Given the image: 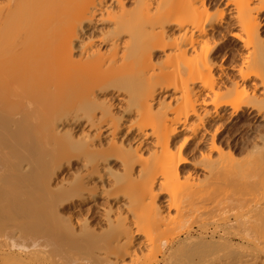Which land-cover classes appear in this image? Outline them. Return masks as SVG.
Wrapping results in <instances>:
<instances>
[{
    "label": "bare ground",
    "instance_id": "6f19581e",
    "mask_svg": "<svg viewBox=\"0 0 264 264\" xmlns=\"http://www.w3.org/2000/svg\"><path fill=\"white\" fill-rule=\"evenodd\" d=\"M213 2L214 0L213 1L212 0L211 1L209 0H135L133 3L134 4L133 9H129L127 7L128 5L126 0H5V2L0 3V126L4 128L5 123L15 124V125L26 124L33 128H36L38 132L41 134V136H43L42 134L47 135L49 137L51 136V139L53 138L54 143L57 142L61 144L60 140L62 138L59 139L58 137L57 139L56 138L57 136L53 134L54 129H56V125L58 121H60L59 117L64 119L67 118V120L65 119V121L68 122L70 121L71 123V121L73 120L75 121L77 119L79 120V118L82 117V115L79 117L80 114L84 113L83 114L84 116L85 113H87L91 117L90 118L92 124L91 127L97 129V134L94 133V136H96V138H93V135L91 136L90 133L88 135H90L91 138L93 139L87 136L90 139L82 138L84 142L81 141L80 143L79 141L78 144L75 143L78 139L75 141L73 140L74 137L72 139L70 137L68 138V140L70 139L72 140L70 146V143L68 142L69 143L68 144L66 142L67 137L65 136L66 138H64L62 136L63 139L65 140L64 142V140L62 139L63 144H61V147H63V150L62 148L59 149L60 145L59 147L57 146L56 149H58L59 152L64 151L63 152L64 155L69 154L71 152L68 149V145L72 148V145L74 143L77 144L79 149L76 147L75 144H74L75 146L73 145L74 148L76 147V149L78 150L85 149L84 151L86 153L83 154L86 157L85 159L83 158V160L85 161L82 162L84 164L86 163V171H88L91 174V177L93 176L92 174L95 175L96 173L100 174L101 172H104L106 175L109 174L110 177L112 178V175L113 174L115 175V170H113V166L110 161L113 159L116 161L121 160L119 161V163L120 162L122 163L123 171L125 172L124 174L123 172L122 173L120 172L122 175H124L122 176L121 180L128 181L129 183L125 182L124 185L126 186H123V184H121L122 188L119 186L118 183V187H120L118 189L121 190L124 187L127 188L129 187L128 190H130L132 188L131 189L132 192L129 191L127 192V194H124V195H129L128 196L129 198H127V201H129L128 202L129 205L125 204L126 205L125 208L127 207V209H129V213H131L130 214L131 217L133 215L134 219L133 218L132 219L134 220L133 221V224L135 226L134 230L135 228L137 229L136 231L137 234L135 232L133 233L134 230L131 227L133 224L131 222L129 224L126 223V221H124V219L130 217L129 213H126L129 215V217H127L128 215L126 216V214H124L123 216L124 217L126 216L125 218L122 217V215L120 216L122 218L118 217L117 220L115 218V220L119 222L118 224L115 221L116 225L118 224V226L114 224L115 230L113 229L114 226L112 222L111 224L107 223L108 225L113 227L110 228L109 226L108 228H110V230L115 231V234L118 233L115 236L113 231H112L113 233L109 231L111 234H113V236L111 235L109 236V238L105 237V239L107 238L106 241L110 242L108 244L110 246V247L108 246L109 252H107L106 250L107 245L106 247L104 245V247L106 248L104 250H106L107 252L105 253V255L107 254L106 255L107 257L115 256V262L114 260H109L108 258H106L109 261H111V263L113 261L115 264H119L120 260L124 261L125 260L124 257L126 258L128 257L130 261L128 263L126 262V264H139L140 260H142L140 257L141 255L132 252L134 251L133 249H131L132 251L130 250L132 245L135 243L136 238L134 235H138V236L143 235L145 240V236L146 235L149 236L148 235L149 232L147 233L145 231L146 229L147 230L149 229L151 231L150 234L151 236L157 230L161 231L164 228L167 230L169 226H170L169 228L172 229L174 226L171 227L170 224H172L173 222L172 217H174L175 213L174 215H172V217L170 215V217L172 218V220H170L171 218L168 219L165 217V215L169 216L170 212L168 214L165 213L163 217L164 214L163 211L167 208L168 211L173 209L176 200L179 197L181 198L183 197V199L180 198L182 202L183 200L187 202V208H186L187 210L185 211L184 210L185 208L183 206L181 207L183 208V210H181L179 206H181L182 202L180 200V205L176 204V206L179 207L180 211L181 212L183 211L184 214L181 212L179 214L178 213L179 209H177L178 216L176 215L177 218L174 219V222L175 220L179 222L185 220L187 223L184 221V223H186V224L183 223L184 225L182 223L181 224L179 223V225H175V224L173 225H175V228L177 226L181 228L180 225H183L187 227L188 229L187 231H189L190 227L194 223H196L198 219L202 217L198 215H200L205 210L206 212L204 213H207V209L211 205L212 207H210V210L211 208L216 209L215 211L218 213L219 211L221 212L223 210H226L223 209L221 205L224 204L223 206H225V204L228 202L230 204L228 203L229 207L226 205L227 210L228 208L231 207V205H232V209H235V206L236 208H239V206L243 204L241 202L245 197L244 196L242 198L241 195L243 196V194H246V198H248L247 196L251 195V197L249 196L248 199L256 201L257 196L255 197L256 195L255 193L257 192V190L259 189L260 191H264V187L263 188L261 187V189H263L261 190L259 188L260 185L258 188L257 186L253 185L256 188L254 189L255 191L251 190V192L253 191L252 193L255 194L253 195L255 198L252 197L251 192H249L250 194L247 195L248 193L246 191L250 190L253 186L252 187L245 186L243 181L244 180L246 181V179L241 175L244 172H246L243 175L248 176L250 170H246L248 168L246 169L243 168L244 172L242 171L243 172L242 173L240 170L242 169V167L241 168L236 167L237 168L236 173H234L235 170H233V168L231 169L234 176L236 174L237 179H239L237 176H240L239 182H237V179L233 177V175H231V171H230L228 176L233 177L232 180L234 184L230 182L232 180L229 177H228L229 179L224 178L223 180L224 184H219L222 182L217 183L220 186L223 185L222 187L224 188V185H226L225 180L227 179L226 182H230L231 185L227 183L228 188L227 187L224 188L225 190L222 198L221 197L220 198L216 197V199L213 198V200L215 199L214 202H212L211 205L208 206L206 205V203L208 202L210 203L212 199L209 201L210 198L208 199L206 194V199L203 200V198L200 195V192L202 194L204 191L205 194V190L200 189L201 190L200 191L199 189H197V187L202 188V186L205 185L206 188L207 187L209 188L210 185H213L215 187L216 186L215 182H217L216 179L222 181L223 178L222 179L215 178L214 180H212L214 182H211L210 179H213L215 177L214 173H213L214 177L211 178L210 176H208V179L206 178L207 180H205V182L200 181L201 179L197 182L193 178L198 183V186L197 184L195 185L194 184L195 181L189 177L188 179L189 182L190 179H192L194 183L191 180V183H193L191 185H195L196 188L190 186L188 182L189 185L187 184L186 186H190V188L189 187H188L189 189L186 188L187 191L183 190L184 194H182V196H179L176 200L173 197L174 193L172 195L171 191L165 190L166 188H162L161 184L163 182L158 181L159 178L160 180L164 179L167 181V179L172 176L173 177L177 176L179 178L180 166L189 164L188 160L183 157L185 153V149L188 146V144L191 143L190 141H193L200 136H201L200 140L197 144H199L200 146L202 144L208 145L207 151L205 150V152L203 151L200 153L201 154L200 157L204 158L202 162L206 164V160H207V164L209 162V164L215 165L213 167H215L216 169L219 167L217 169L219 170L220 167L223 166L225 157L227 156V154L225 153L226 150L228 149L227 150L228 155L233 157L235 153H233L232 150L234 148L231 147L232 145L230 146L229 144L226 143V141L223 140L221 135L222 133H220V128H219L221 126L219 127L214 126L215 128L213 129L212 127L208 128L207 124H209L211 120L215 121L218 118L227 116L228 112L230 111L228 110L229 108L233 109L230 115H232L234 111L237 112L238 110H240L243 106L249 107L251 104L254 106L256 105L257 107L256 106L255 107L257 108V110L258 109L262 110L263 108L264 99L261 101V99L257 97L258 95L257 94L255 95V92L253 93L251 91V87L254 88L253 90H256V88L262 86L263 93H261L262 97L260 96V98H264V43H263L264 37H262L263 35L261 34V30H262L261 28L264 26V19L261 18V15L263 17L264 14V0H223L222 2L219 0L218 1L219 4L217 3L219 6L217 5L218 7H216L217 10L215 9L216 10L215 13H212L213 9L211 10V6ZM223 5L225 9H228L227 12L229 11L231 15L230 16L231 20L235 21L234 23L233 22L232 23L238 29L237 32L234 31L232 33L231 35L232 40H234V42H238L241 45V47L247 52L245 53V55L243 54L244 56L242 55L241 64L239 63L238 65V63H236L237 64L236 65L235 63L234 64L232 63L233 64L232 70L237 73L238 78L236 79L238 80L232 81L233 84L232 88H229L230 90L229 89L228 90L229 92L233 90L239 93V98L232 103L221 100V98H223L222 91L227 90V88L225 87L226 89L222 90L223 88L220 86L222 85V83L220 82L221 84H219L218 80L216 79V73H215V69L219 65L217 64L218 62L216 61L218 58L217 55L218 54L220 55V52L223 51L222 48L223 46L221 47V45H219L220 41L217 42L218 43L217 44L216 41H214L215 39L213 40L209 37L211 32H214L215 27L217 25H221V23L224 22V18L226 16L225 14H228L227 12H225L226 11L225 9H221ZM98 24L102 26L106 24V26L98 27ZM224 24H222L223 27ZM159 52L163 53L164 55L163 59H156L157 57L156 53ZM249 81L250 82L252 81L250 85V91L254 95L252 93H251L252 95L249 94V86H247V83ZM222 86L224 87L227 85L223 84ZM229 87H231V84ZM114 88L115 90H118L117 93L120 96V101L124 102L126 105L124 107L122 105L123 107L122 110H124L122 112L124 113L122 117H121L122 113H119L120 116H118L115 115V113L113 114V112L111 111V108L113 107L112 105L109 104H111L113 101L109 103L107 106L106 102L110 98H108L106 101L105 100L106 98L103 94L102 95L104 96V99H102V97L100 96L101 94L100 95L97 94L100 92L101 93L107 92L110 89H114ZM158 94L160 95L162 94V97L159 101L157 100ZM257 101L259 103L261 101L262 106L260 104L259 105L256 104ZM259 106L262 108H259ZM252 109L255 108L252 107ZM124 118L126 119V121L122 125V120ZM122 127L125 128L123 129ZM70 129H72V127ZM103 130L106 132L108 136H111L112 142H109L111 141L109 140L110 137H107L109 140L108 142L110 144L108 142L106 143L109 144V147H107L108 146L107 145L105 148L103 146L104 144L103 143L101 144V146H103L104 148L100 147L102 149H99L100 145L97 144L98 147H95L96 146L95 141L96 139H98L97 142L98 141L100 142L101 138H103V136L105 135V133L103 134ZM183 132H189L191 134L190 137L188 138L184 137L183 140L179 139L180 136L183 134ZM36 136H38L41 140L39 134H37ZM59 136L61 137V135ZM42 139L44 140L45 138L42 137ZM146 142H148V144L152 146V149H148V147H146ZM64 143L67 144L66 147H64L65 146ZM51 145L54 146V148L56 147V144H51L50 142V146ZM257 147H253V148H257ZM146 148L148 149V151ZM66 149L68 150V153ZM55 151L57 152V150ZM262 151L263 150L261 149V152ZM257 153H260V151ZM263 153L264 151L258 154V156L259 155L264 156L261 155ZM215 154H216V158L214 160ZM256 156L254 157V159L256 158ZM260 156L259 158L261 160L262 157ZM158 158L160 159V161H158ZM259 158L253 160L256 162L257 159L259 161ZM248 160H246L247 163L244 164L243 166L254 162V161H250L251 163H248ZM199 162L200 160L197 163ZM209 164L207 166L204 165L206 170L207 168H209L210 170V168L212 167V166L209 167L210 166ZM219 164L222 165L220 166ZM201 165L203 164L201 163ZM137 166L140 167V170L138 169V171L136 168ZM213 167L212 169L214 170L215 168ZM116 171L117 174L118 170ZM219 171L221 172V170ZM135 172L138 173V175L140 174L139 176L136 174L139 177L138 179L137 178L135 179L136 177ZM238 172L241 173H239L238 175ZM104 173H101L103 174L102 177H100L101 175L97 174V177L98 176L100 177V178L98 177V179L104 181V176H106L104 175ZM226 173L228 172L226 171ZM113 179H115V176ZM208 180L211 182L210 185ZM234 180L237 183H235ZM240 180L243 181L240 182ZM157 181L161 182L158 191L155 188ZM83 182L81 181V183ZM200 182L202 183V186ZM74 183L73 185L75 187L76 184ZM113 183H115V181ZM127 183L129 184V186ZM247 184L250 185L249 183ZM94 186L95 185H93V187ZM78 187L81 190L80 186H77V188ZM205 187L204 189H206ZM127 188L124 189H126L127 191ZM211 188L213 187L210 186V189ZM243 188L244 190L246 189L247 190L246 191L241 190V192L243 193L241 194L239 190ZM116 189L117 188H114L113 191ZM86 191H84L83 189V192ZM113 191H111V193ZM103 192H101V194ZM107 192L109 193L108 190ZM238 192L241 194L240 198ZM96 193L97 192L93 194ZM119 193H121V191L118 192V194ZM263 193L259 192L258 194L263 195ZM105 194L107 193L105 192L104 195ZM118 194H116V196ZM163 194L166 195V199L164 198L165 205L162 202L163 206L161 205L162 206L161 207L158 206L160 205L159 203L157 205V201H159L158 200L159 196ZM92 196L95 195H91V197ZM203 196L205 198V195ZM107 197L110 198V196ZM125 197L127 196H124V198ZM258 197H257L258 200H262V198L264 199V197H262L261 195L259 197L260 199ZM246 200L244 199L243 202ZM249 200L247 201L250 202ZM0 201H1L0 202V206H1L3 202L2 200ZM24 203L22 202L21 204L23 205ZM233 203L237 205L239 204V206L237 205L234 206ZM248 204L250 206V203ZM243 205L242 206L245 207L247 205V202ZM175 208L173 210H176ZM0 210L2 209L0 208ZM210 210H208V212ZM104 211L106 213V211L108 210L104 209ZM112 212H110V214H112ZM105 215L106 214H104V216L102 217H105ZM260 216L261 219L262 215ZM185 218L187 219L190 218L189 220H191V222H193V220H195V222H193L192 224L191 222H188L189 220L187 221ZM121 219L122 221H120ZM109 220H110V216H109ZM261 220L264 221V216L263 219ZM199 221L202 220L200 219ZM177 223L178 222H176V224ZM189 223L192 225H190ZM240 223H242V221ZM238 225L241 226L242 224L238 223ZM258 225H255L257 228L256 230H258L257 227ZM251 226L253 225H250L249 228H251ZM259 227H260L259 229L262 228V235H260V240L258 238L259 236L258 235L256 237L258 239L254 238L256 242L259 240L257 246L255 248L249 247L251 249L256 250L258 254H252L254 252L253 251L251 252V249H249L250 250L249 253L248 252L244 253L241 251L242 253L239 254L241 258L240 257H239L240 259L236 258L237 261H235L237 264H260L259 256L262 255L264 256V225L261 224V226ZM152 229H154L155 231L154 230L152 231ZM183 229L184 227H182V230ZM218 229L220 230V228ZM177 230L178 229L176 228V232ZM180 231L178 233H181ZM250 231L252 234L251 229ZM10 232L8 234L11 237ZM109 232L108 234H110ZM163 232L164 230L162 231V235L161 233H159V236L157 235L158 232H156V235L159 238L161 235L162 237L160 239H162L164 237H167L165 236V234L169 236H171L172 234V233L167 234L166 233L167 231L165 232V234H163ZM2 233L7 237V234H5L4 232ZM64 233L67 234V230H65ZM249 233L250 232L248 231L247 233L248 236ZM108 234L105 232L103 235L107 236ZM240 234L243 233H239V236ZM154 235L152 237H155ZM0 236H1V232H0ZM3 236L0 237V240L3 239L2 238ZM248 236L245 235L244 237L246 238ZM113 237L117 239H114ZM111 238H113V240L115 241L114 243L115 245L112 243L113 241L110 240ZM147 238H148L147 242H149L151 237L150 238L147 237ZM156 239L158 238H155L153 242L156 243L157 241ZM160 239L158 240L160 241ZM188 240L186 246H188V243L190 242V241L188 242ZM199 240L201 241V239ZM6 242L8 244V240H6ZM142 242H140L141 245L143 244ZM5 243L3 241V245L0 244V246L4 247V249H7L5 248V246H7ZM111 243L113 245H111ZM151 243L152 242H150L149 244ZM155 243H154L155 246L154 248L156 249L155 251L159 250L161 252L162 251L161 248L160 249L156 248L161 245L160 244L161 242L156 245ZM173 243L175 245V242ZM201 243L203 244V242ZM12 246H14V244ZM160 247H162V245ZM177 247L176 248L173 247L175 253L177 250L179 251ZM182 247L183 246L181 243L180 249ZM145 248L147 250L144 249L143 252H141V254L143 253L142 257L145 256L143 258L146 259L151 251L148 252L147 257L146 254L144 255V253L151 249H148V246H146ZM188 248L189 246L187 247V249ZM197 248H199L198 245ZM98 249L101 250L100 248ZM139 249L140 251H142L141 248ZM184 249L187 250L186 247ZM184 249L182 248V250ZM104 250L101 251L103 252ZM140 251H137V253ZM151 253L153 255L154 254L156 255L157 253L160 254L159 252L154 253V251ZM171 253L169 255H171ZM185 253L186 252H184L183 256L181 255L182 257L181 256L178 257L177 254L176 255L173 254V256L175 255V257L177 256L178 258L181 257L183 261V257L184 259L186 258ZM243 253L245 255L247 254L250 255L245 256ZM204 254H206V252ZM153 255L151 256L150 254L152 258ZM199 255H198V259L199 258L202 259L201 257H199ZM13 256H15V254H13ZM24 256L26 255L24 254ZM44 256H46V254ZM162 256L166 257L167 254L166 256L165 254ZM15 257L17 258V256ZM50 257L51 256H49L48 258L47 256L48 259H50ZM155 257L156 256H154L153 260H155ZM177 257H176L177 260H175L173 257H172L173 259L171 258L170 260L171 261L173 260V262L177 261L176 263L178 264V260L180 259H178ZM103 258L101 260L102 262H103ZM203 258H205V256H203ZM0 259L2 261L3 257L0 256ZM10 259L11 258H9V260ZM18 259L17 260L19 263V261L22 259H20V257ZM60 259H62V257ZM148 259L150 258L148 257L147 260ZM9 260L7 259V261ZM37 260H41L40 256L38 257ZM153 260H151V262ZM170 260H168L169 264H170ZM204 260H201L202 263ZM210 260L211 259H209V261ZM3 261L6 264H12L11 263L12 259L11 262L9 263L7 261L5 262V260ZM44 261L46 262V259ZM74 261L73 259H71V263ZM182 261L180 263H183L185 260L183 262ZM206 261L207 260H205L204 262ZM35 262L33 261L31 263L34 264ZM38 262L41 263V261ZM49 262L50 260L47 263L48 264L52 263ZM105 262H107V260L104 261V264H106ZM4 263L0 262V264H4ZM60 263H62L61 260ZM65 263L69 264V262L67 263V261H65ZM142 263L144 264V261ZM19 264H21V261ZM123 264H125V261L123 262ZM148 264H152V263H148ZM171 264L173 263L171 262Z\"/></svg>",
    "mask_w": 264,
    "mask_h": 264
},
{
    "label": "rangeland",
    "instance_id": "374dc122",
    "mask_svg": "<svg viewBox=\"0 0 264 264\" xmlns=\"http://www.w3.org/2000/svg\"><path fill=\"white\" fill-rule=\"evenodd\" d=\"M126 1H127V5H128L127 7L129 9H133V6H134L133 3L135 0H126ZM209 1H211V0H209ZM215 1H216V3H215ZM218 1L219 0H214L213 3L215 5V7L212 3L211 10L212 9L214 10V11L212 10V13L216 12V10H217L216 7L219 6ZM220 1L222 2L223 0H220ZM2 2H5V0H0V3H2ZM221 9H225L224 5L221 7ZM225 10H226L225 12H227L228 9H225ZM227 13L228 14H225L227 17L225 16L224 22L221 23V25L224 23L226 25L224 24V27H223V25H222V27H221V25H217L215 27L216 31L214 30V32H211L209 37L213 40L215 39L214 41H216V43L220 41L219 45H221V47L223 46L222 47L223 51L220 52V55L219 54L217 55L218 58L216 61L218 62L217 64H219V65L215 69V73H216V79L218 80L219 84L222 83V85L223 84L227 85L224 87L222 85H220L223 88L222 90L227 88V90L222 91V97L223 98H221V100L222 101L223 100L228 101V102L232 103V102H235L239 98V93L237 91L232 90L231 92H229V90H230L229 88H232V85H233L232 81L238 80V79H236V78H238V75L236 72H234L232 70V65L234 63L235 64L238 63V65H239V63L241 64L242 55L243 54L245 55V53H247V52H246V50H244L241 47V45L238 42H234V40H232V37H231L232 33L234 31L237 32L238 29L233 24L235 21L231 20V17H230L231 15H230L229 11ZM261 18L264 19V14H263V17L261 15ZM229 23H231V24H229ZM103 26H106V24H104ZM103 26L98 24V27H103ZM227 26H229V27H227ZM261 29H262L261 34L263 35L262 37H264V26ZM263 43H264V38H263ZM156 55H157L156 59H163L164 58V55L162 52L156 53ZM232 59H235V60H232ZM220 65H222V66H220ZM222 71H224V72H222ZM234 75H236V76H234ZM227 78H229V79H227ZM233 78H234V80H233ZM255 81H257V80H255ZM249 82L247 83V86H249V94L252 95L255 92V95L257 94L258 95L257 97L259 99H261V101H262L264 98H260V96L262 97L261 93H263V87L260 86V87L256 88V90H253L254 88L251 87V91L253 92L252 93L250 91V85H251L252 81L250 83ZM230 84H231V87H229ZM117 91L118 90H115V88H114V89H110L107 92H103V93L100 92L97 94H99V95L101 94L100 96L102 97V99H104V96H105L106 101L108 98H110L106 102L107 106L109 103H111L113 101L111 104H109V105H112V107H113V108H111V111L113 112V114L115 113V115L120 116L119 113H122L124 111L122 109L126 105L124 102L120 101V96L117 93ZM161 97H162V94L161 95L158 94L157 100L159 101L161 99ZM261 101H260V103L257 101L258 103L256 102V104L261 105V103H262ZM116 104H118V105H116ZM122 105H123V107H122ZM255 106L252 104L249 107L243 106L237 112L234 111L233 112L234 114L232 113L233 116L230 115L233 109L229 108L228 110H230L229 111L230 113L228 112V115H230V116L227 115L225 117L218 118L215 121L211 120L209 122V124H207L208 128L212 127L213 129L215 128L214 126H217V127L221 126L219 128H220V133H222L221 135H222L223 140L226 141V143L229 144L230 146L232 145L231 147L234 148L232 150V152L235 153L233 157L228 155V152H227L228 149L226 150L225 153L227 154L228 157L227 156L225 157L224 164L222 162L223 166H221L222 164L221 165L219 164L221 166L219 169V170H221V172L219 170H217L219 168L218 167L219 165L217 166L218 168L216 169L215 167H213L215 165H211V164H209V162H208V164L210 165L209 167L212 166L216 170L215 169L213 170L212 167L210 168V170H209V168H207V170L205 169L204 165L205 166L208 165L207 160H206V164H204V162H202L204 160V158L200 157V155H201L200 153L203 151L205 152V150L207 151L208 145L202 144L200 146L199 144H197L200 140V137H201L200 136V137L196 138L195 140L190 141L191 143L189 142L190 144H188V146L186 147L183 157L188 160L189 164L180 166L179 178L177 176H175V177L172 176V177H170L171 179L168 178L167 181L164 179L160 180V178H159L158 181H161L164 184L162 183L163 184V186H162L161 182L157 181V184L155 186L157 191L159 190V187L161 184V187L166 188L165 190L171 191L172 195L174 193L173 197L176 200L179 196H182V194H184V191L185 190L187 191V189H189L190 186L195 187L196 184L198 186L197 182L200 179H201L200 181L205 182V180L208 179V176L213 178L214 177L213 173H214L215 177L213 179H210V177H209L210 181L214 182L212 180H214L215 178H219V179L223 178L222 181L216 179L217 182H215L216 186L214 187L213 185H210L211 182L208 180L209 185L213 187L211 189H210V186H209V188L208 187L206 188L205 187L206 185L202 186V183L200 182L202 188L197 187V189L205 190V194H204V191L202 194L200 192V195L203 198V200L206 199V194H207L208 199L210 198L209 201L211 199L213 200V198L216 199V197L222 198V196L224 195V190H225L224 188H226V187L228 188V186H227L228 184L229 185H231V183L234 184L232 178L233 177L236 178V174L234 176L231 169L233 168V170H235L234 173H236L237 172L236 167H238V168L242 167V169H240L241 172L242 171L244 172L243 168H245V169L248 168L246 170H250L249 173L247 172L248 173V176L246 175L247 178H246V176L243 175L246 172H244V173L242 172L243 174L241 175V176L245 177L247 182L244 179H243L244 181L240 180V182L243 181L246 187H248V186L252 187L253 185H255L258 188L260 185L259 188L260 189H261V187L263 188L264 187V156L259 155L260 157H262V159L260 160L258 154H260L264 151V109H263L264 103H263V108L259 106V108H262V110L260 109L261 111L259 109L257 110V108H256L257 106L256 107ZM252 107H254L255 109H252ZM83 114L79 115V117L81 115H82V117H80V118L77 117V118H79L80 121L77 119L78 121L73 120V121H71V123H70V121L69 122L65 121V119L67 120V118L64 119V118L59 117L60 121H58V123L56 125V129H54V132H53V134H55V136H57L56 138L58 139V137H59V139H61V138L63 139V137L64 138L67 137L66 142L67 143L69 142L70 146H71V141H72L71 139L73 137H74L73 140H75V141L78 139L75 143H78L79 141H80V143H81V141L84 142V140L82 138L90 139L92 135H93V138H96V136H94V133L97 134V129L91 127L92 126L91 119H90L91 117L87 113H85L84 116H83ZM123 114L124 113H122L121 117L123 116ZM230 117H231V119H230ZM125 121H126V119L124 118L122 120V125H123V123H125ZM80 126H82V127H80ZM71 127H72V129H70ZM81 129H83V130H81ZM82 131H84V132H82ZM104 133H105V135L103 136V138H101L100 142L99 141L97 142L98 139H96V141H95V144H96L95 147H98V145H100L99 149H102L104 147L106 148L107 145H108L107 147H109V144H110L109 142H112L111 136H108L106 134V132L103 130V134ZM37 134H39L42 141L40 140V138L38 136H36ZM62 134H64V135H62ZM88 134H90L91 136ZM42 135L43 136H41V134L38 132V130L36 128H33V127L26 125V124L15 125V124H6L5 123L4 128H2L0 126V200H2V202L4 203V204L2 203V205L0 206V208L2 209V210H0V225H1L0 232H1V236L4 235L2 232L7 234V237L5 235H4L5 237L4 236L2 237L4 240L1 239L2 241L0 240V244L3 245V241L5 243L6 240H8V244H9V246H8L7 242L5 243L7 245V246H5V248H7V249H4V247L0 246V248L2 247L1 248L2 250L0 249V256L3 257L2 261L0 259V262L4 263L3 260H5V262H6L7 259L9 260V258H11L12 262L10 259L9 261H7L8 263L11 262L12 264L13 263L19 264L21 261V264L22 263L25 264V262H26V264H33L31 262H33V261L35 262L38 259V257L40 256L41 260H37L34 264H36V263L37 264H45V263L48 264L47 262L49 260H50V262H52L51 264H56V262H57V264H59L60 260L62 262L60 264H64L65 261H67V263L69 262V264H78V263L79 264H99V263L104 264L105 260H107V262H105L106 264L107 263L113 264L115 262V256L114 257H112V256L107 257L106 256L107 254L105 255V253L109 252L108 248L110 247L108 245L110 242L109 241L107 242L106 241L107 238L105 239V237L109 238V236H111V235L113 236V234H111L109 232V231H111V232L113 231V230H110V228H113V227H111L108 224H111V222H112L113 226H114V224L116 225L115 221L118 219V217H120L121 215H122V217H124L123 216L124 214L129 213V209H127V207L125 208V206H126L125 204L129 205V203H128L129 201H127V198H129L128 197L129 195H124V194H127V192L131 191V189H132L131 188L130 190H128L129 187L128 188L124 187V188H127V191L124 188L121 190L118 189L120 187L122 188L121 184H123V186H126L124 184H125V182H128V181L121 180L122 176H124L121 173L122 172H123V174L125 173L123 171L122 163L121 162L119 163V161H121V160L118 159L119 161H116L113 159L110 161L112 163L113 170H115V175L111 174L112 175V178H111L109 174L106 175L104 172H101V173H104V175H106V176H104V181H102L101 179H98V177H99V176L97 177L98 173L95 174L96 176L94 174H92L93 176L91 177V174L88 171H86V163L85 164L83 163L85 161V160H83V158L85 159V157H86L84 155L86 153L84 151L85 149L78 150L79 148H78L77 144H75L73 142L78 149H76V147L75 148L73 147L74 144L72 145V148L68 145V149L71 152L69 154L64 155V153H63L64 151L59 152L58 149H56L57 146L59 147V145H60L59 149L62 148V150H63V147H61V144H63L62 142L64 139L63 140L61 139L60 140L61 144H59L57 142L54 143L53 138L51 139V136L49 137V136L44 135V134H42ZM59 135H61V137ZM81 135H84V136H81ZM190 135L191 134L189 132H183V134L180 136L179 139L183 140L184 137L188 138V137H190ZM87 136H89L90 138ZM37 137H38V139H37ZM42 137L45 139L43 140ZM70 137H71V139L68 140V138H70ZM107 137H110L109 140H111V141H109ZM93 138H91V139H93ZM60 141H58V142H60ZM101 141H102V143H101ZM228 141H229V143H228ZM50 142H51V144H56V147L54 148V146H52V145L50 146ZM64 142H65V140H64ZM106 142H108L109 144H107ZM101 144H103L104 147L101 146ZM66 145L67 144H65L64 147H66ZM100 147H102V148H100ZM146 147H148V149H152V146H150V144H148V142H146ZM253 147H257V148H253ZM148 149H147V151H148ZM257 149H258V151H257ZM261 149L263 150L262 152H261ZM55 150H57V152H59V153H57ZM259 151H260V153H257ZM144 152H146V151H144ZM67 153H68V150H67ZM146 155H147V153H146ZM261 155H264V153ZM214 156H215L214 157V160H215L216 154ZM229 156H230V158H229ZM255 156H256V158H259V161L257 159L258 163H257V161L256 162L254 161V160H256V158L254 159ZM201 158H203V159H201ZM199 160H200V162H199L200 166H199V163H197ZM246 160H248V163H251L250 161H254V162H252L251 164L243 166L244 164L247 163ZM115 161H116V163H115ZM156 161H157V159H156ZM158 161H160L159 158H158ZM201 163L203 165H201ZM82 167L83 168L85 167V168L83 169ZM114 167L117 169H115ZM136 168H137V171H138V169L140 170L139 166H137ZM80 170H81V172H80ZM116 170H118L117 174H116V172H117ZM208 171H210V172H208ZM211 171H212V173H211ZM222 171H223V173H222ZM226 171L228 173H226ZM230 171H231V175H233V177L228 176ZM86 172H88V173H86ZM241 172H238V175ZM101 173L98 174V175H101L100 177L103 176V174H101ZM113 173H114V171H113ZM118 174H120V175H118ZM136 174L138 175V173L135 172V175ZM137 175H136L135 179L136 178L138 179L139 178L138 176L140 174L138 176ZM84 176H85V178H84ZM114 176H115V179H113ZM116 176H117V178H116ZM220 176H222V177H220ZM88 177H90V178H88ZM189 177L192 179L194 178L197 182L194 179L193 180L195 181V183L193 182L192 179H190V182H189V180H188ZM228 177L232 181L228 180L231 183L226 182L227 181V179H226L225 180L226 185H224V188L222 187L223 185L220 186L217 184L219 182H222L219 184H224V181H223L224 178H228ZM237 177L240 179V176H237ZM123 179H125V178H123ZM133 179H134V177H133ZM239 179H237V182H239ZM191 180L195 185H191V184H193V183H191ZM235 180H234V182H235ZM81 181L82 182L84 181V182L81 183ZM114 181H115V183H113ZM111 182L113 185L111 184ZM165 182H166V184H165ZM188 182H189L190 186H186L188 184ZM237 182H235V183H237ZM73 183L76 184L75 187H74ZM102 183L104 184V186ZM118 183H119L120 187H118ZM200 183H199V186H200ZM247 183H249L250 185H248ZM93 185H95V186L93 187ZM110 185H111V187L112 186H114V187H112V189H111ZM77 186H80L81 190L79 189V187L77 188ZM128 186H129V184H128ZM255 186H253L252 188L249 187V188H251L250 190H247L245 188L247 191L244 190V188L240 189L239 191L241 192V190H244L248 193L247 195H249L250 194L249 192H251V190L255 191L254 190L256 188ZM97 187L99 188V190ZM204 187L206 189H204ZM73 188H74V190H73ZM75 188H77V189H75ZM114 188H117V189L113 191ZM83 189H84V191H86V190L87 191L83 192ZM92 189H93V191H92ZM109 189L113 192L111 193V191ZM197 189H195V190H197ZM104 190H106V191H104ZM107 190L109 191V193L107 192ZM261 190H263V189H261ZM74 191H76V192H74ZM91 191H92V193H91ZM94 191L97 193L93 194V193H95ZM117 191L118 192L121 191V193L118 194ZM101 192H103V193L101 194ZM105 192L107 194L104 195ZM180 192H183V193H180ZM252 192H251L252 197H254L253 195H255V194H256L255 197L256 196L260 197V195L262 197H264L263 196L264 191H260L259 189L257 190L258 193L259 192L263 193V195L262 194L259 195L257 192L254 194ZM113 193H114V195H113ZM115 193L118 195L116 196ZM177 193H178V195H177ZM241 194H243V193L241 192ZM241 194L240 193L238 194L239 198H240ZM12 195L13 196L16 195V196L13 197ZM91 195H95V196L91 197ZM164 195L165 194L159 196V198L161 200L158 198L159 201H157V205H158V203L160 204L158 206H161V205L163 206V204L165 205L164 198L166 199V195L165 196ZM203 195H205V198ZM107 196H110V198ZM113 196H114V198H113ZM124 196H127V197L124 198ZM249 196L251 197V195H249ZM249 196H247V197L249 198ZM21 197L23 198L24 201L22 200ZM241 197L242 198L244 197L245 200L246 199L249 200L248 198H246V194H243V196L241 195ZM257 197H256V201L255 200H249L250 202H248L247 200L243 202V200H244L243 199L241 203L245 204L247 202V205L245 207H243L244 206L243 204H242L243 206L240 205L242 208L239 206V204L237 205V204L233 203L234 206L237 205V206H239V208H236V206H235V209H232V205H231V207H230L231 210H230V208H228V210H227L226 205L228 206L229 202L226 203L225 206H223L224 205L223 204V205H221V207L223 209H226V210H223L222 208L221 209L223 211L220 212L218 210L219 213H221V214L216 212L215 211L216 209L211 208L212 211L210 210V207H212L211 203L214 202L215 199L213 201L211 200L210 203L208 201H205V202L209 203V204L206 203L207 206L208 205H211V206L207 209V213H204V212H206V210L204 212H202L201 214L199 213L200 215H198V216H200V217L202 216L200 218L202 221H199L200 219H198V216H197L198 221L196 219L197 222L193 224V222H195V220H193V222H191V220H189L190 218L189 219L185 218L187 221L189 220L188 222H191L193 224L192 225L189 223L190 225H192L191 226L192 228L190 227V229H189L190 232L187 231L188 230L187 227L183 226L184 224L187 223L185 220H182L181 222L175 220V222H174V219L177 218L178 213L180 214V212H181L180 208L182 206L185 208L184 209L185 211L187 210L186 209L187 208V202L185 200H183V202L185 201L184 202L185 204H184L181 200V199H183V197L182 198L179 197L176 200V203L174 205V208L176 207L175 208L176 210H173L174 209L173 208V209L168 211V208L165 210L163 208V210H164L163 211V213H164L163 217H164L165 213L168 214L170 212L169 216L165 215L166 218L170 219L172 217V215H174V213H175L174 217H172L173 220H172V218L170 219L174 222V223L172 222V224H170L171 227L174 226L172 228L173 232H172V229L169 228L170 226L167 228V230L165 228L162 229L161 231H158L157 229H156L157 231H155L154 229H152V231L153 230L155 231V233H154L155 235L153 234L155 237H152L153 235L152 236L150 235L151 231L149 229L148 230L146 229L145 231L147 233L149 232L148 233L149 236H147V235L146 236L149 238L151 237V239L153 238L152 241L150 239L149 242H147L148 238L146 236H145V240H144L143 235H139V236L134 235L136 238L135 243L133 242L134 243L132 245L133 248L130 246L131 247L130 250L133 249L134 251L131 250L132 252L141 255L140 257L142 260H140L139 264H143L142 263L143 261H144V264H146V263L147 264L148 263L169 264L168 260H170L172 257L175 260H177L176 259L177 256L175 257V255L177 254L178 257L181 255L183 256L184 252H186L185 257L187 259L186 258L184 259V257H183V261L185 260L183 262L182 258H181L182 256L180 258L177 257L178 259H180L183 262V263H180L181 261L178 260V264H187V263L188 264H203V263L204 264H210V263L211 264H237L235 261H237V259L241 258L239 254L242 252H244V253L248 252L249 253V251H250L249 249H251L252 247L255 248L257 246L258 241L260 240V235H262V228L259 229L260 228L259 226H261V224L264 225V223H263L264 221L261 220V219H263V216H264L263 215L264 214V199L261 197L262 200H258ZM7 199L10 201H8ZM13 200H16V201H13ZM180 200L182 203H181V206H179L180 207L179 208L176 206V204L180 205ZM20 201H21V203L22 202L23 203L25 202V203L22 205L20 203ZM16 202H17V204H16ZM108 202H109V204H108ZM162 202H163V204H162ZM253 202H254V204L255 203L256 204L254 205ZM248 203H250V206ZM107 205L111 208H109ZM112 205H113V207H112ZM165 207H167V206H165ZM219 207H218V209H219ZM128 208H129V206H128ZM104 209L108 210L109 214H108V211H106V213H105ZM177 209H179L178 213H177ZM118 210H120V211H118ZM181 210H183V208H181ZM208 210H210L211 212L210 211L208 212ZM213 211L216 213H214ZM110 212H112V214H110ZM172 212H173V214H172ZM103 213L106 214L105 217H102V216H104ZM181 213L184 214L183 211ZM130 214L131 213H129V215ZM127 215L128 214H126V216ZM129 215L127 217H129ZM170 215H171V217H170ZM260 215H262L261 219H260V217H261ZM109 216H110V220H109ZM122 217H120V218H122ZM104 218L106 221L104 220ZM115 218H116V220H115ZM130 218L132 219L133 215H132V217L130 215V217L126 218L127 220L124 219V221H126V223L130 224V222H131L133 224L134 218L132 219V221ZM128 219H129V221H128ZM168 219H166V220H168ZM108 220H109V222H108ZM120 221H122V219ZM184 221L186 223H184ZM241 221H242V223H240ZM254 221H255V223H254ZM176 222H178V223L176 224ZM117 223L119 224V222H117ZM120 223H122V222H120ZM179 223L180 224L184 223V224L180 225L181 228L179 226H177L176 228L178 230L176 232L175 225H179ZM215 223H217V224H215ZM238 223L242 224V225L239 226ZM243 223H244L245 227H244ZM118 224L116 226H118ZM173 224H175V225H173ZM254 224L255 225L259 224L257 226L258 230H256L257 228ZM188 225H186V226H188ZM248 225L249 226L253 225V226H251V228H249ZM109 226H110V228H108ZM231 226L233 228L236 227L237 229L234 228L235 229L234 230ZM131 227L134 230V227H135L134 224ZM182 227H184L183 230H182ZM218 228H220V230ZM56 229H58V230H56ZM113 229L115 230V226ZM169 229H170V232H169ZM174 229H175V231H174ZM243 229L247 233H248V231L250 232L249 236L246 232L243 231ZM246 229H248V230H246ZM250 229L252 230V234H251ZM253 229H254V231H253ZM5 230L6 231L9 230V231L6 232ZM61 230H63V231H61ZM65 230H67V234L64 233ZM107 230L110 234H108ZM163 230H164L163 234H165L166 231H167L166 232L167 234H171V233L172 234H171V236L165 234V236H167V237H164V235H163L164 238H162L163 239L162 240L160 238L162 237L161 235H162ZM136 231H137V229L135 228L133 233L134 232L136 233ZM179 231L181 233H178ZM236 231H237V233H236ZM9 232L11 233V237L8 234ZM105 232L108 234L107 236L103 235ZM113 232H114L115 236H116V234H118V233L115 234V231H113ZM156 232H158L157 233L158 236H159V233H161L160 238L156 235ZM226 232H227V234H226ZM254 232L256 233V235ZM239 233H243V234H240V236H239ZM244 234L248 237L245 238ZM257 236H258L259 240L256 242V240H254V238L258 239V238H256ZM113 238H111L110 240H112L113 241L112 243L114 244L115 241L113 240ZM155 238L160 239V241L158 239H156L157 240L156 243L153 242L155 240ZM248 238H249V240H248ZM114 239H117V238H114ZM188 239H191V240H188ZM199 239H201V241ZM172 240H174V241H172ZM187 240H188V242L193 241V242H191V244H190V242L188 243V246H189L188 249H187L188 246H186ZM194 240H195V242H194ZM102 241H104L105 243ZM142 241H144V242H142ZM145 241H146V243H145ZM163 241L165 242L166 245L164 244ZM140 242H142L143 244L141 245ZM150 242H152L151 244H153V245L149 244ZM173 242H175V245ZM180 242L182 243V246H183L182 248L184 249L186 247L187 250L184 249L185 250L184 251V250H182V248L180 249V246H181ZM201 242H203V244ZM251 242H254V243H251ZM255 242H256V244H255ZM102 243H104V244H102ZM112 243H111V245H113ZM154 243H155V245L158 243H160L162 245V247H160L161 245L159 247H156L159 249L161 248V250H162L161 252L159 250L155 251L156 249L154 248L155 247ZM13 244H14V246H12ZM104 245H105V247L107 245V247H106L107 249L104 247ZM197 245L199 248H197ZM141 246L142 247L144 246L143 249ZM146 246H148V249H151V250H148L147 252L144 253V255L146 254V257H147L148 252H150V251L151 252L154 251V253L159 252L160 254L157 253L156 255L155 254L153 255L150 252L148 254V257L150 259L147 260L148 257L146 259L143 258L145 256L142 257L143 253L141 254V252H143V250L146 249L145 248ZM149 246H151V247H149ZM172 246L174 248L177 247V249H179V251L177 250L178 251L177 252L175 249V251H176V253H175ZM195 247H196V249H195ZM249 247H251V248H249ZM98 248H100L101 250L106 249L107 252H106V250H104L102 252ZM139 248H141L142 251H140ZM165 248H166L167 252H166ZM199 249H201V250H199ZM171 250H173V251H171ZM137 251H140V252L137 253ZM199 251L202 253H200ZM252 251L254 252L252 254H258L256 250L251 249V252ZM5 252H7V253H5ZM14 252H16V253H14ZM180 252H181V254H180ZM203 252L204 253L206 252L207 255L204 254ZM251 252H250V254H251ZM23 253L27 257L24 256ZM31 253H33V254H31ZM39 253H40V255H39ZM44 253L46 254V256H44L45 255ZM170 253L172 256L169 255ZM199 253H200V255H199ZM13 254H15V256H17V258L15 256H13ZM150 254H151V256L153 255V258L150 256ZM161 254L162 255L165 254V256L167 254V256H166L167 258L163 257ZM173 254H175V255L173 256ZM250 254H247V255L249 256ZM37 255H39V256H37ZM110 255H112V254H110ZM168 255H169V258H168ZM187 255H188V257H187ZM198 255L202 259H200V258L198 259ZM201 255L205 256V258H203V256H201ZM247 255H245V256H247ZM32 256H34V257H32ZM47 256H48V258H49V256H51L50 259H48ZM154 256H156L155 260H153ZM207 256H209V257H207ZM19 257L22 260H20L18 263ZM36 257H37V259H36ZM61 257L63 260L60 259ZM259 257H260L259 263L264 264V256L262 255ZM102 258H103V262L101 261ZM106 258H108L109 260H114V262L112 261V263H111V261H109ZM261 258L263 261L261 260ZM45 259H46V262L44 261ZM53 259H55V260H53ZM71 259H73V261L75 260L74 261L75 263L74 262L71 263ZM124 259H125L124 260L125 264H126V262L128 263L130 261V259L128 257L127 258L124 257ZM188 259H189V261H188ZM204 259L207 261L204 262L205 261ZM209 259H211L210 260L211 262L209 261ZM23 260H25V261H23ZM151 260H153V261L151 262ZM201 260H204L203 263ZM212 260H214V261H212ZM38 261H41V263H39ZM58 261H59V263H58ZM124 261L120 260L119 264H121V263L123 264ZM171 262L173 264H177L176 263L177 261L173 262V260L172 261L170 260V264H171ZM116 263H117V261H116ZM4 264H6V263H4Z\"/></svg>",
    "mask_w": 264,
    "mask_h": 264
}]
</instances>
